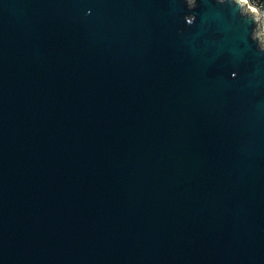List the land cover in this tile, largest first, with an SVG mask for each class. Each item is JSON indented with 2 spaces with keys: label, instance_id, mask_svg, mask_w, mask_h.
Segmentation results:
<instances>
[{
  "label": "water",
  "instance_id": "1",
  "mask_svg": "<svg viewBox=\"0 0 264 264\" xmlns=\"http://www.w3.org/2000/svg\"><path fill=\"white\" fill-rule=\"evenodd\" d=\"M262 16L0 0V264H264Z\"/></svg>",
  "mask_w": 264,
  "mask_h": 264
},
{
  "label": "built area",
  "instance_id": "2",
  "mask_svg": "<svg viewBox=\"0 0 264 264\" xmlns=\"http://www.w3.org/2000/svg\"><path fill=\"white\" fill-rule=\"evenodd\" d=\"M248 5L256 8L259 14H263L261 17L262 22V32L264 35V0H247Z\"/></svg>",
  "mask_w": 264,
  "mask_h": 264
}]
</instances>
